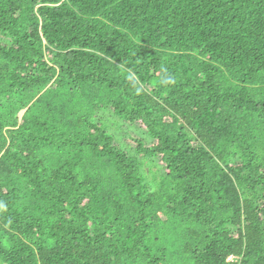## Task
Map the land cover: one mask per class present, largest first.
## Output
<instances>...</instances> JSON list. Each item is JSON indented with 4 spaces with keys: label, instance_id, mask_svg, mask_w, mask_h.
<instances>
[{
    "label": "trees",
    "instance_id": "16d2710c",
    "mask_svg": "<svg viewBox=\"0 0 264 264\" xmlns=\"http://www.w3.org/2000/svg\"><path fill=\"white\" fill-rule=\"evenodd\" d=\"M0 264H264V0H0Z\"/></svg>",
    "mask_w": 264,
    "mask_h": 264
},
{
    "label": "clouds",
    "instance_id": "9594fccd",
    "mask_svg": "<svg viewBox=\"0 0 264 264\" xmlns=\"http://www.w3.org/2000/svg\"><path fill=\"white\" fill-rule=\"evenodd\" d=\"M226 261H229V262H234V261H237L238 260V256L236 255H233V254H230L226 257L225 259Z\"/></svg>",
    "mask_w": 264,
    "mask_h": 264
},
{
    "label": "rangeland",
    "instance_id": "374dc122",
    "mask_svg": "<svg viewBox=\"0 0 264 264\" xmlns=\"http://www.w3.org/2000/svg\"><path fill=\"white\" fill-rule=\"evenodd\" d=\"M127 141H129L127 138H126Z\"/></svg>",
    "mask_w": 264,
    "mask_h": 264
}]
</instances>
